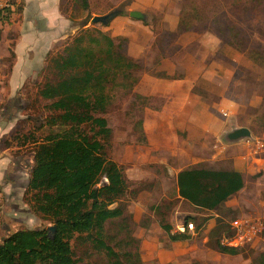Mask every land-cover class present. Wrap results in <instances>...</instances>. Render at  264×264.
Instances as JSON below:
<instances>
[{"label": "rangeland", "instance_id": "374dc122", "mask_svg": "<svg viewBox=\"0 0 264 264\" xmlns=\"http://www.w3.org/2000/svg\"><path fill=\"white\" fill-rule=\"evenodd\" d=\"M132 1L135 4L138 2L111 0L110 5L103 10L111 6L106 13L116 8L129 12ZM101 3L102 0H94L97 8ZM139 6L147 14L148 28L154 26L155 39L146 53L139 57V70H134L130 77H124L121 73L113 80L111 102L106 114L113 130L111 146H106L108 156L124 166L131 182V190L125 200L127 207L124 217L106 226L111 243L123 261L129 264H259V254L264 252V181L257 186L255 180L263 175V171L249 176L244 182L246 191L257 188V194H237L231 198L234 200L237 197L243 201L237 205V209L229 208L231 205L226 203L218 211H203L187 201L177 199L171 151L163 148L159 137L148 141L143 123L151 113L153 117L156 112L172 111V108L168 110L165 107L169 102L155 101L147 96L153 89L155 75L169 77L160 67L161 64L170 70L174 68L171 73L174 72L172 75L175 78L183 77L185 67L191 63L216 61L219 66L226 64L229 68L225 96L237 100L240 105L237 113L230 117V126H246L253 136L264 141V0H152L141 1ZM75 16L76 22L81 23L85 14L78 11ZM182 18L188 24L180 28ZM88 25L90 29L103 28L101 23H95V27L91 22ZM187 26L191 28L186 30ZM222 26L225 30L233 29L223 35L219 29ZM0 27V62L3 71L0 83L5 84V71L13 51L14 37L8 24H0ZM105 30L128 33L127 29L115 26ZM183 30L186 31L182 33ZM236 30L240 33L239 38L235 39V43H228ZM136 77H143L136 87L139 95L132 91ZM49 78L54 79L52 73L42 70L35 81L26 83L10 100L9 95L0 99V115L5 113L6 119H13L14 126L2 141H7L13 147L12 154L16 159L22 157L23 160L18 168H9L8 173L17 177L23 201L33 166V138L41 140L55 130L45 124L51 112L46 108L49 101L38 96V89ZM259 155L264 158V147H261ZM25 204V210L0 207V241L17 229L51 226L49 220L43 219L31 210L28 203ZM155 205L167 210V219L173 225V232H186L179 227L186 225L188 216H195L196 221L189 222L193 228L187 224L191 237L172 241L159 223L153 210ZM206 217L209 219L198 227ZM216 217L224 219L229 225L210 234L208 224ZM244 218L257 222L259 230L255 237L233 254L223 251L220 248L221 234L234 233L232 224ZM130 252L134 255L132 259L128 255ZM83 258L81 264H111L103 252L94 251Z\"/></svg>", "mask_w": 264, "mask_h": 264}, {"label": "trees", "instance_id": "16d2710c", "mask_svg": "<svg viewBox=\"0 0 264 264\" xmlns=\"http://www.w3.org/2000/svg\"><path fill=\"white\" fill-rule=\"evenodd\" d=\"M12 3L6 11L0 9L1 25L19 20L23 5L17 0ZM120 10L119 15L129 16V12ZM78 11L85 14L82 25H88L92 18L90 0H74L73 20ZM183 19L180 28L188 24ZM138 20L149 25L147 19ZM92 25L95 27V23ZM219 29L227 35L233 28ZM239 34L236 30L228 43H235ZM127 44L125 36L88 26L61 52L48 54L42 70H49L54 79L49 78L38 89V96L49 101L46 108L51 112L45 124L55 130L41 140L33 138V166L24 201L56 230L54 236L46 227L21 228L7 234L0 241V264H81L83 257L94 251L105 253L111 264H129L106 231L107 224L124 217L125 200L131 190L124 166L110 158L106 149L113 135L106 117L113 80L121 73L130 77L140 68L127 53ZM14 58L12 51L6 76ZM139 80L136 77L133 84L135 94ZM2 145L10 147L5 140ZM104 178L107 181L102 183ZM175 180L177 199L203 211L220 210L222 202L232 198L245 182L243 174L234 168L201 165L184 168ZM153 210L172 241L191 237L187 224L196 221L195 216L186 218V232H173L167 210L161 205L153 206ZM220 248L232 254L237 250ZM128 255L131 259L134 256L131 252ZM258 263L264 264V252L259 254Z\"/></svg>", "mask_w": 264, "mask_h": 264}, {"label": "crops", "instance_id": "0c3cea01", "mask_svg": "<svg viewBox=\"0 0 264 264\" xmlns=\"http://www.w3.org/2000/svg\"><path fill=\"white\" fill-rule=\"evenodd\" d=\"M17 1L23 5L20 18L9 25L14 37L12 48L15 58L6 83H0L1 100L5 95H9L8 100H10L26 83L35 81L46 65L48 54L61 52L68 42L89 26H83L82 20L81 23L73 20L74 0ZM141 1L152 2V0H138L135 4L132 1L128 10L142 11L143 8L139 6ZM110 2L111 0H102L101 7L97 8L94 0H90L92 16L106 14L111 6L107 10L103 9L108 7ZM102 25L104 31H108L105 29L112 26L128 30V33L115 30L114 33L109 32L110 30L108 32L113 36L121 35L128 38L127 53L137 62L155 39V33L152 28H148L149 25L130 15H117L107 26ZM135 45L136 52H134ZM160 67L169 77L155 75L153 89L147 96L155 101L169 102L170 104H166L165 107L168 110L172 108V111L158 113L155 111L156 115L153 117L151 113L144 119L143 126L148 141L151 142L155 136L159 137L160 144L164 145L163 148L171 151L175 178L184 168L201 165L215 169L234 168L243 174L245 182L249 176L253 177L263 171V175L258 176L255 183L258 186L263 182L264 158L259 153L261 147H264V141L255 136L253 140L246 138L233 144L223 141L225 134L231 129L230 117L237 113L240 107L237 100L225 96L228 90L225 83L229 74L227 65L219 66L216 61L191 63L190 66L185 67L183 77L175 78L172 75L174 72L171 73L174 68L170 70L164 64ZM142 80L143 77L138 84ZM5 116V113L0 115V189L3 193L0 207L10 206V210H25L27 206L21 197L23 192L20 184L16 182L17 177L8 174L9 168H18V164L23 160L22 157L16 159L12 154L13 147L2 145V139L14 127L13 119H6ZM168 141L170 145L166 146ZM245 185L235 195H249L252 192L257 194V188L254 191L250 189L246 191ZM230 200L232 199L222 202V206L228 203L227 205H231L229 208L237 209V205L243 202L237 197L231 203ZM228 225L224 219L216 217L210 221L207 230L212 234V231L223 229Z\"/></svg>", "mask_w": 264, "mask_h": 264}, {"label": "built area", "instance_id": "2783aa9c", "mask_svg": "<svg viewBox=\"0 0 264 264\" xmlns=\"http://www.w3.org/2000/svg\"><path fill=\"white\" fill-rule=\"evenodd\" d=\"M12 0H0V9L6 11L7 8L12 7ZM2 79V65L0 62V80ZM3 200V193L0 189V206ZM189 227L193 228V224L189 223ZM181 231L186 230V225L179 227ZM234 233H223L220 237V244L230 248H240L248 241L252 240L259 230L257 222H252L247 219L236 220L232 224Z\"/></svg>", "mask_w": 264, "mask_h": 264}, {"label": "water", "instance_id": "95a60500", "mask_svg": "<svg viewBox=\"0 0 264 264\" xmlns=\"http://www.w3.org/2000/svg\"><path fill=\"white\" fill-rule=\"evenodd\" d=\"M120 13H121V10L119 8H116L106 14L93 16L90 22L91 23H102L104 25H107L115 16L119 15ZM129 15L135 19H146L147 17V14L140 10H130ZM246 138H251L252 140L254 139L250 128L246 126H233L232 125L231 129L225 134L223 141L228 144H233L241 140H244ZM106 181L107 179L104 178L102 183H105ZM48 229L50 231L49 235L54 236V233L56 230L55 226H50Z\"/></svg>", "mask_w": 264, "mask_h": 264}]
</instances>
